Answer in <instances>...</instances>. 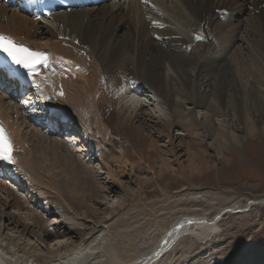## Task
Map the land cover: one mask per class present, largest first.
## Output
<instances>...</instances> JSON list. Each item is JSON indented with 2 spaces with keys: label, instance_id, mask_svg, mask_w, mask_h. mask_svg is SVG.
<instances>
[{
  "label": "bare ground",
  "instance_id": "1",
  "mask_svg": "<svg viewBox=\"0 0 264 264\" xmlns=\"http://www.w3.org/2000/svg\"><path fill=\"white\" fill-rule=\"evenodd\" d=\"M215 18L229 22L230 37L226 39V44L230 45L228 56H224L220 51L213 55L203 53L206 40L214 37L207 32V23ZM0 33L12 37L18 44L26 45L31 50H49L53 53L51 67L45 70L47 79L42 78L44 68L40 70L37 83L39 88L34 102L45 104L50 111H54V117L58 121L52 126L60 125V119H63L67 131L72 132L69 137L67 132L64 139H57L42 132L39 127L37 129L33 123L26 120L29 116L37 119L36 113H28L25 117L18 103L13 102L8 94H0V117L10 127L16 142L13 154L16 163L0 161L5 171V176L0 177V192L5 193L3 208L6 207L7 210L16 206L19 222L24 223L21 232L17 226L9 228L6 223L11 221V217L4 209L1 210L3 205L0 207V264H179L181 259L186 258L192 249H198L200 244L210 243L212 246V242L220 234L218 226L220 227L230 214H254L250 222L260 217L264 196L249 199L242 206L237 202L225 203V199L221 200L222 196L218 192L210 189H182L171 193L170 196L165 189L162 197L151 198L149 202L139 205L138 211L128 208L126 202L117 203L120 204L118 208L109 206L106 218L104 217L101 223L87 225L88 229L93 225L92 231L85 233L79 244H69L64 243L65 240L60 239L62 235L46 224L47 214L34 211L29 198L19 193V188H24L30 197L32 195L31 198L40 199L39 189L43 186H57L53 178L49 182L40 166L44 159L42 152L52 150L54 155L65 147L68 150L73 149L76 155V147L89 141V145H81L79 152H95V157L106 169L104 173L108 174L107 178L110 179L112 187L123 192L127 199L132 197L131 187H125L124 183L117 179L118 176L124 175L129 178L132 173L133 165L127 161V150L117 151L115 143L111 142V154L108 156L109 153L104 154V151H100L97 144L93 143L95 140H90L94 137L92 135L91 138L90 133H93V130L95 135L101 138L105 136L102 137V133H110L108 124L102 119L100 108H96L97 104L115 105L119 124L128 128L129 133L137 138L140 148H136V153L152 177L167 180L174 172L172 163L180 165L181 162L173 151V137H169L172 160H156L158 157L154 155L155 151L159 150L158 145L143 134L142 124L136 126L135 123L140 119H144L143 122L148 124L153 122L152 118H156L163 129L161 132L171 134L175 127L180 126L178 116H190L200 125L198 136L214 139L213 145L220 156L218 139H222L223 134L217 135L215 123L225 126L229 119L220 114V109L213 102L205 99H193L191 103L187 101V107L180 109L178 104L184 105L185 102L179 98L171 85L173 78L176 79L173 65H196L198 79L202 78L205 70L214 69L213 66L218 67L220 72H223L225 64L237 67L233 79H239V89L242 91L241 107L247 117L253 108L247 105L243 97L250 82L245 77L247 75L258 83L264 82V53L251 47L252 42L247 40L250 33L255 34L259 43L264 45V0L115 1L69 12H58L50 20L31 19L14 8L0 4ZM236 33H239L237 37ZM34 36L39 39H34ZM236 39L239 47L235 48L233 43ZM186 47L189 56L185 55ZM247 60L251 65L256 64L250 73L245 69ZM105 71H108L109 75H105ZM159 78L163 81V95L151 87L152 80ZM255 87L261 89L259 84ZM262 105L264 104L257 105L259 113L262 111ZM232 107L236 108V105ZM43 124L50 125L47 122ZM229 124L230 129L232 125ZM24 129L35 132L30 136L28 130ZM230 136L232 137L231 134ZM149 141L152 155L150 150L146 154L143 153V147H149ZM77 161L71 169L74 171V178L81 177V167L87 168ZM102 167L100 166L101 169ZM96 168L89 166L87 170L94 174ZM67 177L70 178L68 175ZM93 179L96 180L95 175ZM85 181L90 182L87 179ZM74 182L76 184V181ZM140 189L143 190V187ZM23 203L28 205L24 214L21 212ZM50 204L54 207L55 203ZM43 205L46 208L43 212L48 210V214H51L47 201L43 202ZM61 207L62 213L71 210L66 203ZM59 208H56L57 211ZM150 208L155 210L154 213L140 218L141 211H150ZM91 211L94 213L92 207ZM252 211L254 213H251ZM86 213L87 211L82 212L83 215ZM158 216L161 217L160 221ZM164 220L169 221L164 223ZM47 231L60 237L53 245L50 244L51 248H43L38 243H45L43 238L48 235ZM204 247L198 254L199 259L205 261L204 264L224 262L226 256H223V250ZM210 249L214 253L211 257L206 256V251L208 253ZM243 250L249 255L248 264H264L261 255L254 257L249 253V245Z\"/></svg>",
  "mask_w": 264,
  "mask_h": 264
},
{
  "label": "rangeland",
  "instance_id": "2",
  "mask_svg": "<svg viewBox=\"0 0 264 264\" xmlns=\"http://www.w3.org/2000/svg\"><path fill=\"white\" fill-rule=\"evenodd\" d=\"M229 26L230 25L228 21H221L220 18H215L214 20L207 23V32L208 34H213L214 37L206 40L203 53L213 55L220 51L224 53V56H228L227 53L229 52L230 45L226 44V39L230 37L228 29ZM196 33H198L197 29ZM238 34L239 33H236V37ZM34 37V39H39L38 37L36 38V36ZM247 40L252 42L253 45L251 47H254L260 52L264 53V45L259 43V38L257 35L250 33V35L247 37ZM237 43L238 40L236 39L233 43L235 44V48L239 45ZM185 49V55L189 56L188 47ZM146 60L144 62H146ZM255 65V63L251 65L247 60L245 64L246 72L250 73L252 67ZM223 66V72H220L218 67L213 66L214 69L205 70L203 72L202 78L198 79L196 77L198 73V67L196 65H173V74L176 75V79L173 78L171 84L174 91L177 92L179 98L185 102L184 105L178 104L180 109L187 107V101H189L188 103H191L193 102V99H199L200 101L205 99L208 102H213L216 107L220 109V114L225 115V117L229 119L225 126L215 123V131L218 133L217 135L223 134L222 139H218V147L221 152L220 156H218L217 149L213 145L215 140L212 138L208 139L207 137H199L197 133L201 131L200 125L197 120L191 118L190 116L179 114L180 116L178 117L180 126L175 127L171 131V134H167L166 132L162 133L163 129H161V124H159V121L156 118H152L153 122L148 124L143 122L144 119H140L138 122H134L136 126H138L139 123L140 125L142 124L143 134L145 133L146 136L150 137V139H153L152 141L156 144V146L158 145L157 147L159 150H156V155H154L155 157H158L156 160H172V152L170 151L171 148L169 146V137H173V151H175L174 154L182 164L173 165L172 163L174 172L173 175L167 180L163 181L158 179V177H152L146 165L136 153V148L137 150L140 148L137 138L133 134H130L131 132L129 133L128 128L119 124L117 111L115 105L112 103H105L100 106L97 104L96 106V108H100L102 119L106 124H108L110 133L107 132L108 135H106V133H102L101 136L105 135V138L103 136V138H101L99 135H95V131L93 130V133H90L91 138L92 135H94V137L90 140H95V142L97 141L96 143L93 141L92 142L97 144L100 149L98 147L97 148L102 152L104 151V154L107 155L109 153L108 156L111 154V148L109 147L111 146V142L115 143L117 151L122 149L127 150V154H129L126 155V158L127 161L133 165L132 173L131 175L129 174V178H127V175H124L118 176L119 178L117 179L118 181L120 180L119 182L122 181L121 183H124L123 185H125V187H131L132 191L130 192H132V197L129 196L127 199L123 192L112 187L110 184V179L107 178L108 174L104 173L106 172V169L102 167L100 160L95 157V152H79L81 145H89L91 142H83L81 145L76 147L77 152L80 153L76 154L78 156L75 155L76 152L73 149L70 150L69 148V151L65 147L61 148V151L59 150L61 153L59 152L54 155L52 150H48L46 152L43 151L42 155L44 159L45 157L46 159L44 161V159L40 156V161H42V159L44 161L41 163L39 162L40 166L44 174L47 176L49 182L53 178L57 182V186H52L54 188L53 189L51 187H42L41 184L40 187L42 188L38 190L39 198L41 197L40 199L31 198L32 195L30 197V194H28L27 191L22 187L19 188V193L29 198V203L33 206L34 211L47 214L46 224L51 227L52 230L54 229L55 232L64 236H61L60 238L58 235H54L49 232L51 234L50 235L47 231L48 235L43 238L45 243L40 241H38V243H40L43 248L46 246L49 248L50 244L53 245V243H55L56 240L60 238L65 240L64 243L68 242L69 244H79L83 235L92 231L94 224H97L98 222L101 223L100 221H102L104 217L106 218L109 206L114 205L116 208H118L122 202H126L129 206L128 208L138 211L140 208L139 205L145 204L153 198L156 199L162 197L164 195L163 190L165 189L168 190L169 196L171 193L182 189H210L218 192L222 196L220 199H225V203L231 202V204H234L237 202V204H242V206L246 204L249 199L263 197L264 105H262L261 113H259L258 109L256 108L257 105H260L261 103L264 104V82L261 81V83H258L257 81H254L253 78H249L246 75L245 79L247 81L250 80V82H248L249 88L247 93L243 97H245L244 99L247 105H250L251 108H253V110L246 117L245 111L241 107L242 103L240 102L242 99V91L239 89V79L236 77L233 79L234 72L237 71V67L228 64ZM107 74L109 75L108 71H105V75ZM152 81L153 85H151V87L155 90H159L163 95L164 89L162 87V79L159 78ZM257 84L261 86V89L255 87ZM107 95L110 97L109 93H107ZM164 100L167 103L165 98ZM256 102L259 104L256 105ZM234 105H236V108L232 107ZM228 124L232 125L230 129ZM27 130L28 129H24V131ZM28 132L31 136L35 131L29 129ZM179 133L182 134L180 135ZM147 143L149 144V147L148 145L143 147L144 154L150 150V141ZM63 145L66 146V144ZM70 152L73 154H70ZM88 154L89 156L87 157ZM150 154H153L152 151ZM117 155L119 154L117 153ZM69 158L71 159L69 160ZM74 159H79L78 161L76 160L77 163H81L83 166L86 165L85 167H87L84 168L85 170L83 167L80 168L79 175L81 177L79 178H74V171L71 170L72 166L76 162ZM89 166L97 167L94 174L88 172ZM66 174L70 178H68ZM93 175H95L96 180H92ZM85 179L89 180L90 182L86 183ZM74 181H76V184H74ZM141 187H143V190L140 189ZM83 190H85V192ZM1 194L3 195L5 193ZM1 194L0 207L3 205V201H5L3 198L4 195L2 196ZM20 200L24 202V200ZM46 201L51 207L49 210L52 212L51 214H48V210L47 212H43V209L45 208L43 202ZM119 202L120 204H117ZM50 203H55L53 204L54 207L51 206L52 204ZM64 203L70 207L71 210L69 212H61L63 211L61 206H63ZM55 205L61 209L59 208V211H57V207H55ZM3 207L4 205L1 207V210L4 209V211L8 212L12 221L6 224H9V228L12 226H17L16 228L19 229V232H21L24 229V223L21 222L20 224L19 222V214L16 206L7 208V210L6 207ZM91 207L93 208L94 213L91 211ZM27 209L28 205L23 203L21 209L22 214H24ZM150 209V211L142 210L139 215L140 218L143 219L149 214L154 213L155 210L152 208ZM260 210V217L258 219L255 218V221L253 222L250 221L251 218H254V214H238L236 216L230 214L231 216L226 218L225 222L220 225V227L218 226L220 234L219 237H217L212 242V246H210V243H206L207 245L200 244L198 249H196L197 253L196 250L192 249L187 255L188 258L186 256V258H184L185 260L181 259L179 264H202L205 262L200 260L201 258L199 259L198 255L200 249H202L204 246V248L209 246L215 248L217 247L220 250H223V256H226V258L221 264H248L249 255L245 250H243L247 245H249V253L251 255L254 257L261 255L264 260V206L261 207ZM86 211V215H83L82 212ZM251 213L254 212L252 211ZM22 216L24 217V215ZM157 219L160 221L161 217L158 216ZM168 221L169 220H164V223H168ZM11 223L13 224L11 225ZM88 224L93 225L88 229L86 228ZM44 235L45 233H43V236ZM210 251L208 253L206 251L207 255H205L210 257L213 256L214 253ZM183 261L185 262L183 263Z\"/></svg>",
  "mask_w": 264,
  "mask_h": 264
},
{
  "label": "snow or ice",
  "instance_id": "3",
  "mask_svg": "<svg viewBox=\"0 0 264 264\" xmlns=\"http://www.w3.org/2000/svg\"><path fill=\"white\" fill-rule=\"evenodd\" d=\"M201 37H197L200 39ZM0 52H3L15 65L21 66L27 71L29 77L34 78L39 74L40 69L49 67L48 58L41 53L31 50L24 45H18L12 37L0 33ZM39 88V85H37ZM63 95V93H61ZM14 142L10 133L0 123V161L15 164Z\"/></svg>",
  "mask_w": 264,
  "mask_h": 264
}]
</instances>
